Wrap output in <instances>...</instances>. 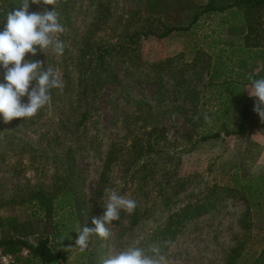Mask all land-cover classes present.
<instances>
[{"label": "rangeland", "instance_id": "374dc122", "mask_svg": "<svg viewBox=\"0 0 264 264\" xmlns=\"http://www.w3.org/2000/svg\"><path fill=\"white\" fill-rule=\"evenodd\" d=\"M102 1L110 3L113 13L123 18L129 16L142 2ZM185 1L201 5L208 0ZM97 2L98 0H68L69 26L61 24L64 32L58 35V39L63 36L64 40L66 37L65 44L73 53L71 39L77 40L87 30ZM45 6L30 3L29 11L42 12ZM181 7L185 8V5L181 4L178 8ZM252 14L254 20L251 22L259 33L257 40L261 47H254V34L245 42V10L233 7L223 12L204 15L188 30L174 32L163 39L155 36L140 38L132 61L112 63L115 79L109 81L99 93L97 110L82 132L83 142L87 144L75 156V165L84 179L83 190L88 202L91 201L98 182L108 145L123 141L124 123L135 113V104L146 102L154 106L160 103L157 83L145 77L149 72L148 64L170 58L178 64L177 67L191 64L186 73V84L189 91L196 96L193 101L182 102L180 96L177 98L173 94V80L166 75L162 76L163 87L169 97L176 98L171 103L163 100V108L158 114V128L164 131V140L160 141L164 152L153 155L150 159L156 162L155 166L154 162L146 161L153 167H150L149 177L143 181L142 175H137L136 171L133 173L132 168L124 174V166L118 162L112 169L108 184V188L118 194L137 199L138 209H146L150 215L142 218L139 225L129 232L125 231L128 226V213L121 211V225L112 223L108 226L110 238L98 239L96 247L101 252L100 260L124 250L129 245L143 248L140 242L147 244L148 235L163 223L168 211L174 212L189 200L192 201L200 192L217 186L234 188L237 195L235 193L224 196L216 210L184 225L180 234L162 252L167 256L168 264H229L228 256L232 255V248H238V252L231 264H264V123L254 112L255 100L247 91L251 86L248 79L250 74L256 79L264 78V9ZM190 16L188 12L179 14V10L174 9L161 18L182 25ZM114 29L115 33L108 26L102 28L104 36L110 39L120 32V29ZM52 55L54 59L60 58L50 51L49 58L52 60ZM138 61L139 67L134 66L132 62ZM0 83H5L1 73ZM242 83L243 90L240 88ZM233 85H237L236 90L232 88ZM221 91L225 95L220 97ZM230 93L234 99L239 100L241 95L248 99L251 116L256 125L241 135L225 136L221 131L217 139L201 140V132L208 128L212 131L219 128L220 122H215V115L226 109L225 104L230 102L226 94ZM25 100L27 102V97ZM228 108L229 111L221 121L227 122L229 129L233 130L238 107L232 104ZM185 115L195 123L186 120ZM205 115H211V123L200 129L194 128V125L201 127L196 117ZM0 120L6 125L5 131L11 135V140L15 142L26 141L34 145L42 133L32 132V128L24 127L16 118L5 123L0 114ZM90 141L93 143L90 144ZM27 176L32 178V173ZM48 180L44 179L46 182ZM22 181L13 173H0V205L8 200L14 187ZM31 183L34 184L35 180ZM136 183L141 187L132 194ZM243 186H248L249 189H244ZM177 187L179 191L171 201L161 200L162 193L171 196L177 191ZM14 210L20 223L30 213L29 209L19 207ZM10 215L8 208L0 207V222ZM91 216L96 217L94 214ZM85 226L93 227L92 219H88V216L85 218ZM2 232L11 234L12 231L2 226L0 233ZM27 233L29 234L28 231ZM33 240L34 236L30 234L28 241ZM74 241L60 249L65 257L63 264H83L85 260L84 251L75 248ZM94 244L96 242L91 237L85 251L90 250Z\"/></svg>", "mask_w": 264, "mask_h": 264}, {"label": "trees", "instance_id": "16d2710c", "mask_svg": "<svg viewBox=\"0 0 264 264\" xmlns=\"http://www.w3.org/2000/svg\"><path fill=\"white\" fill-rule=\"evenodd\" d=\"M181 4H184L185 8H178ZM21 5V0H0V31L7 23L8 13L20 9ZM95 5L92 22L87 30L77 40L71 39L74 53L65 44V51L63 55H59V59H54L53 55V60L49 58L51 50L47 51L46 55L41 52L35 57L31 54L26 56V59L42 60L45 62V67L51 66L58 72L60 69L59 74L63 84L62 90H51L50 103L40 109L35 116L25 119L16 118L24 127L32 128L34 133L42 131L37 142L31 145L26 141L11 140V135L5 131L6 125L0 120V173H13L23 180L14 187L8 200L0 205L1 208H8L11 212L10 216L1 220L0 227L6 226L12 231L11 234L0 233V257L11 256L12 264H61L65 257L60 249L75 240L77 234L75 229L85 226L86 216L88 219H93L92 214L96 217L103 214V205L106 202L104 190L108 188L110 174L118 162L124 166V174L132 168L133 173L136 171L137 175H142L141 181L149 177L150 167L156 165V162L150 159L153 155L164 152L160 146V141L164 140V131L158 128L160 122L158 114L163 108L162 101L168 100L171 103L176 100L175 97L170 98L164 89L163 75L173 80V94L177 98L180 96L182 102L193 101L195 98L196 94L189 91V86L186 84V73L191 64L177 67L178 64L172 58L148 64L147 72H149L145 77L157 83L160 103L154 106L146 102L135 104V113L124 123L123 141L111 142L108 145L98 182L94 187L91 201L88 202L83 190L84 179L75 165L76 152L87 144L83 142L82 132L97 110L99 93L109 81L115 79L112 63L132 61L137 53L135 49L140 38L155 36L163 39L174 32L188 30L204 15L239 7L245 10L247 29L245 42L247 43L254 34L252 38L254 47H261L257 40L259 33L251 20H254L252 12L264 9V0H233L232 2L208 0L201 5L185 0H142L141 5L126 18L116 16L110 3L98 0ZM45 7L42 11L53 10L55 7L59 14V22L69 26L68 0H55L54 6ZM174 9L179 10V14L187 12L191 14L189 20L178 25L161 18ZM107 26L108 29L113 28V33L116 32L114 28L120 29V32L107 39L102 30ZM60 39L65 43L66 37L64 40L63 36ZM132 63L139 67V61ZM4 71L1 66L0 73L3 77ZM243 77L248 76L243 75ZM252 78L256 79L255 76ZM249 83L251 84L250 80ZM240 85L243 90L244 83ZM232 88L236 90L237 85H233ZM224 95L225 93L221 91L220 97ZM232 95V93L226 94L230 102L225 104L226 109L215 115V122H220L219 128L214 131L211 128L204 130L200 133L201 140L217 139L221 131L225 136L241 135L256 125L255 119L251 116L248 99L241 95L238 100L232 98ZM22 101L26 102L25 97ZM232 104L238 107V110H236L234 129L230 130L227 122L221 120L225 118V114L229 111L228 106ZM185 118L192 121L186 115ZM198 121L201 127L194 125V128L200 129L209 125L203 116ZM92 143L93 141H90V144ZM146 161H152L154 165H148ZM28 173H32V178H28ZM44 179L49 180L46 182ZM32 180H35L34 184L31 183ZM135 185L132 194L141 187L138 183ZM243 187L249 189L248 186ZM255 190L258 191V188ZM178 191L177 187V191L171 196L162 193L160 198L164 202L171 201ZM235 193L237 195V190L234 188L217 186L207 188L174 212L168 211L163 223L156 226V229L148 235L147 244L144 242L140 244L143 245L145 252H149L152 245L158 246L163 252L164 248L180 234L184 225L216 210L224 196ZM134 200L137 207L134 213L127 214L128 226L125 231L129 232L139 225L142 218L150 215L146 209L139 210L137 199ZM15 207L30 210L24 222H18ZM113 223L121 225L120 220ZM30 234L34 236L32 242L28 241ZM91 237L96 244L90 250L84 251L85 260L82 263L102 264L99 258L101 252L96 247L99 237L97 235ZM230 252L232 255L228 256L229 264L235 260L238 248H232Z\"/></svg>", "mask_w": 264, "mask_h": 264}, {"label": "clouds", "instance_id": "9594fccd", "mask_svg": "<svg viewBox=\"0 0 264 264\" xmlns=\"http://www.w3.org/2000/svg\"><path fill=\"white\" fill-rule=\"evenodd\" d=\"M30 3L54 6L55 0H22L20 9L8 13L7 23L0 31V65L5 70V83H0V114L5 123L15 118L35 116L50 103L51 90L63 88L57 70L51 66L45 67L42 60L26 59L28 54L32 57L41 52L46 55L48 50L58 56L63 55L66 47L58 39L64 28L59 22L55 7L53 10L30 12ZM248 79L251 86L247 91L255 100L253 110L264 123V78L253 79L250 74ZM24 97H27V102L22 101ZM204 120L211 123V118L207 115ZM104 191V212L99 217H93L94 227L83 226L75 229V248L81 252L88 248L92 235L109 239L111 232L108 226L113 221L120 220L121 211L131 215L137 207L134 199L120 195L113 189L105 188ZM102 264H168V258L156 245H152L149 252L136 245H129L124 250L103 258Z\"/></svg>", "mask_w": 264, "mask_h": 264}, {"label": "built area", "instance_id": "2783aa9c", "mask_svg": "<svg viewBox=\"0 0 264 264\" xmlns=\"http://www.w3.org/2000/svg\"><path fill=\"white\" fill-rule=\"evenodd\" d=\"M12 257L11 256H1L0 257V264H12Z\"/></svg>", "mask_w": 264, "mask_h": 264}]
</instances>
